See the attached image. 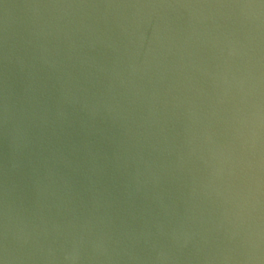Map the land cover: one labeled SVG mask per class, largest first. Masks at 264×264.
Here are the masks:
<instances>
[{"label":"water","instance_id":"95a60500","mask_svg":"<svg viewBox=\"0 0 264 264\" xmlns=\"http://www.w3.org/2000/svg\"><path fill=\"white\" fill-rule=\"evenodd\" d=\"M0 264H264V0H0Z\"/></svg>","mask_w":264,"mask_h":264}]
</instances>
